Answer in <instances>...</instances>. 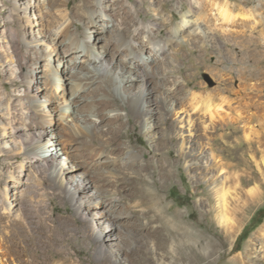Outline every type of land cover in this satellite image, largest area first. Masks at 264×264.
<instances>
[{
  "label": "rangeland",
  "instance_id": "obj_1",
  "mask_svg": "<svg viewBox=\"0 0 264 264\" xmlns=\"http://www.w3.org/2000/svg\"><path fill=\"white\" fill-rule=\"evenodd\" d=\"M38 1L43 4L44 0ZM165 1L170 13H151L144 5L140 8L145 20L156 16L167 21L161 26L159 38L176 41L173 50L165 54L166 63L153 67L156 74L146 84L144 98L140 99L143 112L134 110L128 98L140 89L139 83L134 82L136 77H121L128 94L123 92V97L116 96L114 102L122 116L104 119L100 127L107 130L103 134H96L95 141L90 137L80 139L69 151L54 146L43 149V154L47 150L54 152L52 156L60 155L58 161L64 162L60 171L62 188H59L42 161L33 166L28 162L26 147L35 146L37 138L28 136L30 124L26 116L34 111L37 116L50 118L54 125L48 126V131H57V137L64 139L79 124L74 113L84 112L73 107L70 97L75 88L72 77L65 74L66 69L58 75L64 92L61 88L56 94L53 91L46 54L49 47L40 36L36 8L29 11L36 36L29 34V26L26 31L28 42L36 39L34 42H39V46H28L18 39V53L8 27L18 29L26 24L23 19L14 18V0H0V244L3 249L0 256L6 264H264V232H260L264 226V41L252 31L249 22L241 21L240 9L233 10L226 19L213 1L206 3L204 14L210 25L216 27L213 31L216 39L210 40L205 35L195 41L196 25L185 36L177 34L174 28L183 21L182 13L190 10L189 0H184L183 8L179 0ZM229 1L246 9L258 3V0H250V4L244 0ZM159 2L154 3L158 9ZM198 17L199 12L191 14L193 20ZM72 28L85 38L84 22L78 21ZM115 48L110 43V49L115 51ZM26 49L29 52H24ZM98 49L102 48L98 46ZM65 52L66 47L61 44L58 56H65ZM51 58L57 62L59 57ZM37 59L38 70L33 72L31 68ZM114 70L122 73L121 68ZM163 75L167 81L159 79ZM167 86L172 91L164 98L161 92ZM194 91L198 92L196 97ZM177 101L188 111L183 116H177L180 107ZM66 103L70 110L63 114L61 106ZM215 109L223 119L213 123L209 111ZM205 124L209 125V139ZM114 125L119 127V135L109 133ZM109 136L113 141H109ZM202 142L206 152L199 156ZM182 144L194 146L190 160H199L201 168H188L190 163L181 156ZM88 145L113 149L112 153L118 157L129 147H134L138 154L129 158L125 170L107 168L104 164L93 165L87 159ZM75 160L86 161L84 165L91 171L87 179L74 172L83 167L74 163ZM217 162H225L224 169ZM236 174L243 185L234 189L231 185ZM224 176H229L226 183L231 192L229 202L239 211L233 217L238 227L229 239L225 228L213 219L212 210L215 204L211 193L218 183L222 184ZM142 185L160 194L167 205L166 214L182 211V221L201 234L199 242H191L194 252L186 251L183 256L176 251L175 243L172 247L159 245L160 238L152 228L160 222H149L153 212L144 213L151 198L136 193ZM74 188L81 193L73 199L70 192ZM95 193L96 200H89L88 196ZM96 203H108L116 212L94 215L88 206ZM213 240L217 246L209 252L212 248L208 243ZM190 256L198 259L190 263Z\"/></svg>",
  "mask_w": 264,
  "mask_h": 264
},
{
  "label": "bare ground",
  "instance_id": "obj_2",
  "mask_svg": "<svg viewBox=\"0 0 264 264\" xmlns=\"http://www.w3.org/2000/svg\"><path fill=\"white\" fill-rule=\"evenodd\" d=\"M155 1L156 0H141L140 2L137 0L135 2L132 0H44L43 4H41L38 0H14V18L23 19V22L26 24V26L21 24V27L18 29H14L13 26L8 27V33L13 39L15 50L18 51V53L20 51L19 44L17 43L18 39H21V42L23 40L28 46H39V42H34L36 39L33 40V42H28V31H26L27 26H29L31 30L29 34L33 35V37L36 36L33 32L35 29L32 23L33 17L29 14L31 7H35L36 14L40 16L39 19L36 20L37 23H40V36L47 47H49L46 54L48 55V66L49 68L51 67V77L54 85L53 91H55L56 94L59 88H61L62 93L64 92L63 82L58 75L66 69L67 71L65 74L72 77L75 88L70 97L73 107L84 112L83 114L74 113V118L77 119L79 124H76L72 133L64 139L57 137V131L56 133L48 131V126L52 127L54 125L50 118L37 116L34 111H31V114L26 116L30 124L27 134L31 138H37L35 146L26 147L28 162L33 166L42 161L59 188H62L63 180L60 177V171L64 168V162L58 161L61 160L60 155H58L59 153L57 154L58 157H53L52 155L55 154L54 152L50 153L47 150V152L43 154V149L48 148L50 150L54 146L55 149L56 147H62L65 151H69V148L73 147L72 145L75 146L78 140L87 139V137L94 140L96 134L101 132L103 134L104 130H107V128L100 127L104 119H119L122 116L120 112L121 109L115 106L116 103L114 102L116 96L123 97V92L128 94L124 86L125 81L121 77H136L134 82L135 84L139 83L140 89L137 93L132 94V96L128 98L132 108L141 113L142 108L140 107V99L144 98L146 84L156 74L153 69L154 65H163L166 63L165 54L175 47L176 41L174 42L172 38L158 37V34L161 33V26L167 23L166 20L159 19L156 16L153 20H145L140 14L142 5L148 7L151 13L154 11H157V13L169 12L168 4L165 0H159L161 5L160 9L155 7ZM211 1H213V5H218V11L226 19L232 16L233 10H236V8L240 9L241 12L239 15L241 21L243 23L249 22L252 31H256L260 39L264 41V0H258V3L251 6L250 9L241 7L238 3H233L232 5L229 0L220 2L217 0H189L190 10L182 13L183 21L174 28V32L177 34L181 33V35L185 36L186 31L193 25H196L194 26L195 41L198 38H204L205 35L206 38H210V40L216 39L213 33L216 27L210 25L207 14H204L206 3ZM244 1L248 4L251 3L250 0ZM138 3L140 7H138ZM179 3L183 8L185 1L179 0ZM193 12H199V17L197 19H191V14ZM170 16L172 17L171 22H173L174 14L171 13ZM78 21H82L85 24V28L82 31L85 38L79 36L77 30L74 32L72 31V26H75ZM130 30L133 31V34H129ZM21 35H23V37ZM254 42L260 44L258 40H254ZM110 43L116 46L115 51L110 49ZM61 44L66 47L65 56H58V49H60ZM98 46L102 49H98ZM106 51L109 52L105 54ZM24 52L29 51L26 49ZM118 54L126 55V57L122 58L118 56ZM52 55L54 57H59L57 62L51 60ZM38 63L39 60L37 59L31 68L33 72H37ZM115 68H121L122 73H114ZM159 79L168 80L165 75ZM171 91L172 88L170 86L164 87L161 92L162 96L165 98ZM211 94L212 92L210 91L207 94L209 100L211 99ZM193 95L196 97L198 92L194 91ZM181 104L180 101L176 102V105L180 106L176 110L177 116H183L188 112L185 108L181 107ZM33 105L35 106L34 100ZM69 106L67 103L65 106H61V113L65 114L69 112ZM192 107L196 109L198 105L192 104ZM209 113V120L213 123L216 122V119H220V121L223 119L219 118V111L216 109L210 110ZM39 117L40 119H38ZM228 118L231 117L229 116ZM236 120H238V118H236ZM204 127L209 139V125L205 124ZM18 130V128H15V131ZM108 131L110 134H120L119 127L115 125L112 126L111 129L109 128ZM109 141H113V137L109 136ZM201 144L203 148H201L199 156H203L204 152H206L204 142ZM250 145H252V141ZM95 147L96 146L90 147V145H88L87 159L92 161L93 165L100 166L104 164L107 168L115 167L125 170L126 166H128L129 158L135 157L138 154V151L134 149V147H129L121 157L114 155L112 153L113 149L108 151L104 150L102 147L100 149H96ZM38 148L42 150H38ZM193 148L194 146L192 145L190 147H185L184 144H182L180 148L182 159H184L186 163H190L187 165L190 170L201 168L199 160L195 162L190 160ZM211 156L213 160L216 159L214 153H212ZM84 162L86 161L75 160L74 163L81 164L83 167L74 172L83 174L84 178L87 179L91 171L86 169ZM205 162L208 164L209 161ZM216 164L221 169H224L226 165L225 162H217ZM259 166L262 168L261 164H259ZM237 175L238 174H236L235 179H233V184L231 185L234 189L243 185L241 177ZM228 179L229 176H224L221 181L222 184L218 183V186L211 194L215 204L212 206V210L215 211V213L213 212V219L217 220L218 223L225 228L226 237L229 239L233 237L238 227L233 217L238 214L239 211L238 207L233 206L229 202L231 192L230 188L226 187ZM77 184H79V182H77ZM137 188V194L143 193L151 198V203L145 207L144 213L148 214L153 212L148 219L149 222H153L154 220L160 222V225L152 228L153 232L160 238L158 241L159 245H169L172 247L175 243L176 251L179 250L178 252H182L183 256H185L184 253L186 251L194 252L191 247V242H199L201 234L193 230L188 223L182 221L183 212L175 210L171 215L166 214L165 208L167 205L163 203L157 191L145 185ZM78 192L81 193L78 189L76 190L74 188V191L70 192L71 197L74 199ZM236 197H238V193H236ZM88 198L92 201L96 200V193L89 195ZM203 202L204 201H202V203ZM88 208L94 212V215H99L100 212L106 211L116 212L108 203H96V205H89ZM164 230H168L170 233H162ZM260 232H264V226L261 228ZM208 246L212 248L209 249V252H213V250L216 249L217 243L213 240V242L208 243ZM2 252L3 249L0 244V253ZM196 259H198V257H189L190 263L195 262ZM0 264H6L1 256Z\"/></svg>",
  "mask_w": 264,
  "mask_h": 264
}]
</instances>
